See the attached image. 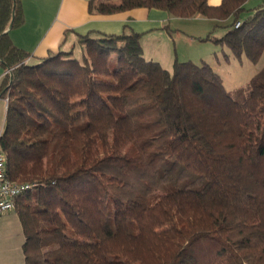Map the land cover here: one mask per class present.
Here are the masks:
<instances>
[{
    "label": "trees",
    "instance_id": "1",
    "mask_svg": "<svg viewBox=\"0 0 264 264\" xmlns=\"http://www.w3.org/2000/svg\"><path fill=\"white\" fill-rule=\"evenodd\" d=\"M247 1L90 0L88 12L232 19L204 40L255 63L264 4L240 20ZM12 14L17 27L20 0H0V35ZM76 36L34 62L0 37V149L7 177L34 185L15 200L25 264H264V65L227 90L205 61L145 59L139 34Z\"/></svg>",
    "mask_w": 264,
    "mask_h": 264
},
{
    "label": "crops",
    "instance_id": "2",
    "mask_svg": "<svg viewBox=\"0 0 264 264\" xmlns=\"http://www.w3.org/2000/svg\"><path fill=\"white\" fill-rule=\"evenodd\" d=\"M89 1L20 0L21 24L8 31L12 44L30 53L29 62H31L43 58L48 52H55L59 48L70 49L76 41V35L98 36L135 33L140 35L142 54L145 59L160 64L161 58H166L173 65L179 58L183 60L178 62L191 61L190 58L194 57L195 52L190 53L188 43L194 41L195 38L204 40L209 33L215 30V26L220 24L201 17L173 18L169 17L165 11L145 8L111 15H91L88 12ZM96 1L117 2V0ZM221 1L208 0V3L211 6H216ZM261 4H264V0ZM257 7L253 9L252 13ZM183 22L194 23L195 31H189L194 33L186 34L187 31L181 27ZM226 31H222L216 37L222 36ZM180 35H184L186 38L181 39ZM176 48H179L183 55H178ZM200 48L198 47L197 50ZM5 71L0 64V81L6 76L4 75ZM6 107L4 99H0V134L4 126ZM23 243L21 224L14 209L5 213L0 221V264H25Z\"/></svg>",
    "mask_w": 264,
    "mask_h": 264
},
{
    "label": "rangeland",
    "instance_id": "3",
    "mask_svg": "<svg viewBox=\"0 0 264 264\" xmlns=\"http://www.w3.org/2000/svg\"><path fill=\"white\" fill-rule=\"evenodd\" d=\"M262 1L263 0L247 1L244 4V10L241 12L239 16L240 19L241 20L246 19L249 16V14L252 13L253 9L258 5H260ZM231 22L232 19H227L225 21L219 22L222 25V27L215 29L213 31V35L218 36L219 33H221L222 31H226L229 28L228 26L231 24ZM181 25H182L181 27H184L183 28L185 29L184 31H187L185 32L186 34L194 33L189 31H193V30L195 31L196 29V25L194 23L183 22ZM180 36L181 39L186 38L184 37V35L183 36L180 35ZM193 40L194 41H191V43H188V45H190V53L195 52L194 57L190 58L191 61H193L196 64H199L201 61L200 59H202L207 64H209L212 67V69L220 76L223 85L227 90H232L237 87L245 85L248 82V80L253 75H255L264 65V52L261 54V56L255 63L250 62L248 59L244 57L240 61H238L233 58L231 52L225 47H221L210 41H206V40L204 41L198 38H195ZM198 47L201 48L197 50ZM177 54L183 55L182 51L179 48L177 49ZM182 60H183L182 58H179L178 61H182ZM160 65L162 68L167 70H170L172 66V64L166 58L163 59L161 58Z\"/></svg>",
    "mask_w": 264,
    "mask_h": 264
},
{
    "label": "built area",
    "instance_id": "4",
    "mask_svg": "<svg viewBox=\"0 0 264 264\" xmlns=\"http://www.w3.org/2000/svg\"><path fill=\"white\" fill-rule=\"evenodd\" d=\"M240 26V22H236L235 28ZM10 70H6L4 75L8 74ZM7 105L8 99H4ZM6 158L0 149V221L2 216L15 209V200L18 196L30 191L34 185L19 184L11 181L6 174Z\"/></svg>",
    "mask_w": 264,
    "mask_h": 264
},
{
    "label": "water",
    "instance_id": "5",
    "mask_svg": "<svg viewBox=\"0 0 264 264\" xmlns=\"http://www.w3.org/2000/svg\"><path fill=\"white\" fill-rule=\"evenodd\" d=\"M12 26H13V14H12V20H11V22L9 23L8 29H7L5 32H3V33L0 35V37H1L2 35H4V34L8 33L9 29H11Z\"/></svg>",
    "mask_w": 264,
    "mask_h": 264
}]
</instances>
